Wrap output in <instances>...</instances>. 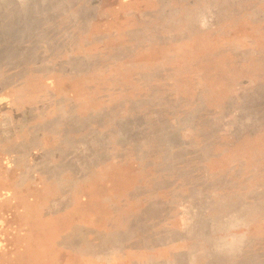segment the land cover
I'll use <instances>...</instances> for the list:
<instances>
[{
    "label": "rangeland",
    "instance_id": "obj_1",
    "mask_svg": "<svg viewBox=\"0 0 264 264\" xmlns=\"http://www.w3.org/2000/svg\"><path fill=\"white\" fill-rule=\"evenodd\" d=\"M0 264H264V0H0Z\"/></svg>",
    "mask_w": 264,
    "mask_h": 264
}]
</instances>
